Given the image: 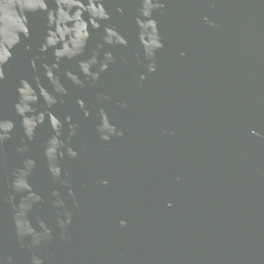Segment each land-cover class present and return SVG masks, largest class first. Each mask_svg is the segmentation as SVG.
Segmentation results:
<instances>
[{
    "label": "water",
    "instance_id": "water-1",
    "mask_svg": "<svg viewBox=\"0 0 264 264\" xmlns=\"http://www.w3.org/2000/svg\"><path fill=\"white\" fill-rule=\"evenodd\" d=\"M165 3L155 13L164 47L156 54V71L148 73L136 62L142 56L134 22L137 0H105L110 22L129 46L113 49L117 61L95 86L66 81L69 94L54 106L78 126L72 145L79 156L61 161L68 186L53 180L43 158L50 127L45 122L37 129L24 155L37 160L30 182L44 200L29 218L37 227L44 219L52 229L38 247H30V237L17 236L9 199L21 195L11 188L13 170L23 158L15 151L22 136L13 110L16 85L37 74L32 58L39 56L38 66L53 60L51 49L39 52L46 13H28L30 35L21 36L0 80V115L17 124L0 149L3 264H9V256L11 264H31L33 254L44 264H264V0ZM49 7H55L52 0ZM101 36L102 30H92L90 49ZM78 59L61 62V72L78 71ZM141 72L146 79L139 78ZM98 92L111 97L103 107L123 136L99 138ZM77 97L85 99L92 116H83ZM54 188L71 212L63 229L57 225L63 209L51 202Z\"/></svg>",
    "mask_w": 264,
    "mask_h": 264
},
{
    "label": "clouds",
    "instance_id": "clouds-1",
    "mask_svg": "<svg viewBox=\"0 0 264 264\" xmlns=\"http://www.w3.org/2000/svg\"><path fill=\"white\" fill-rule=\"evenodd\" d=\"M52 2L55 7H49V0H0V80L5 77L4 65L11 59L12 50L20 43L21 36L27 38L30 35L28 13L37 11L46 13L47 28L39 52L47 53L51 49L53 56L51 63L44 62L39 66L37 65L39 56L30 60L31 67L37 74L31 80L26 77L18 80L13 104V110L20 118L22 130L15 151L23 158L13 170L11 180L13 193L21 194L20 198L17 201L15 195H12L9 199L14 209L13 221L17 236L21 241L26 236L30 237V247H38L42 240L50 239L52 229L44 219L37 221V227L29 218L31 209L41 203L44 197L34 190L30 182V177L37 167V160L24 154L30 151V143L36 139L37 129L47 122L51 135L43 142L42 151L48 174L59 184L69 185V181L65 179L68 173L61 161L66 157L75 159L79 156V151L72 145L78 126L71 114H64L61 118L54 110V106L63 103V98L69 94L66 81L80 88L95 86L102 74L117 61L113 49L129 46L127 36L110 22L111 13L105 7V0H52ZM121 3H127V0H121ZM137 5L134 22L142 56L137 55L136 62L143 64L148 73L155 72L156 54L164 47L155 13L165 8L166 3L165 0H137ZM116 11L124 14L125 9L118 6ZM204 20L209 24L213 23L207 16ZM92 30H102V36L95 47L90 49ZM181 55L184 53L181 52ZM78 57L80 58L77 60L78 71L66 69L61 72V62ZM127 59L124 55L119 57L124 63ZM40 69L43 70V76L39 74ZM146 75V72H141L139 78L144 80ZM96 99L100 102L96 109L98 122L95 125L99 138L109 141L113 136H123V130L117 128L103 107V102L110 101L111 97L107 93L98 92ZM75 102L84 117L92 116V110L86 106L83 97H77ZM118 103L121 107L125 106L123 101ZM16 127L15 120L0 115V149L12 139ZM253 134L262 135L255 129ZM102 183L106 185L108 181L104 179ZM67 191L69 195H75L70 186L67 187ZM51 196L54 198L51 201L53 206L63 209L62 215L57 216V225L63 229L71 223V212L66 208L59 188H54ZM119 223L124 226L127 221L121 219ZM7 259L11 264L12 257L9 256ZM30 261L31 264H44L43 259L35 254L30 257ZM0 264H3L2 259Z\"/></svg>",
    "mask_w": 264,
    "mask_h": 264
}]
</instances>
